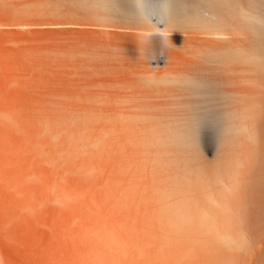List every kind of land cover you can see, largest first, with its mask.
<instances>
[{
    "label": "bare ground",
    "instance_id": "6f19581e",
    "mask_svg": "<svg viewBox=\"0 0 264 264\" xmlns=\"http://www.w3.org/2000/svg\"><path fill=\"white\" fill-rule=\"evenodd\" d=\"M0 264H264V0H0Z\"/></svg>",
    "mask_w": 264,
    "mask_h": 264
}]
</instances>
